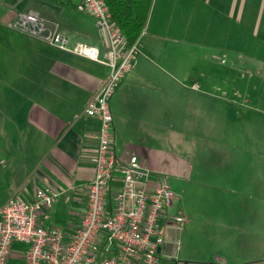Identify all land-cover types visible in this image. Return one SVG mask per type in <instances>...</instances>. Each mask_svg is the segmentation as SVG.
<instances>
[{"label": "crops", "instance_id": "1", "mask_svg": "<svg viewBox=\"0 0 264 264\" xmlns=\"http://www.w3.org/2000/svg\"><path fill=\"white\" fill-rule=\"evenodd\" d=\"M17 13L5 12L3 20ZM73 27L90 39L62 30L70 44H93L103 55L94 21L77 18ZM22 35L0 28V208L14 194L31 198L37 186L59 195L82 190L69 233L85 207L100 125L83 108L108 66ZM138 42L109 99L115 155L134 154L152 172L187 185L251 191L249 203L264 207V0H152ZM220 55L225 65L214 82ZM198 143L206 151L195 153ZM253 222L251 234H214L222 242L210 254L178 255L173 264H264V216L256 213ZM231 237L251 239L254 251L233 250L229 259Z\"/></svg>", "mask_w": 264, "mask_h": 264}, {"label": "built area", "instance_id": "2", "mask_svg": "<svg viewBox=\"0 0 264 264\" xmlns=\"http://www.w3.org/2000/svg\"><path fill=\"white\" fill-rule=\"evenodd\" d=\"M75 6L93 16L103 39L102 56L96 45L70 44L56 22L34 10L18 12L5 25L30 39L108 66L103 84L83 108L84 113L100 120L85 207L80 222L68 233L49 221L59 192L37 186L29 199L12 195L0 208V264H9L12 250L20 253L19 264H159L161 255L173 256L176 249L175 240L166 235L178 228L171 219L183 220L166 213L174 197L168 175L152 172L134 154L121 159L112 150L109 99L139 51V38L131 44L125 42L104 0H79ZM14 242L25 246L13 248Z\"/></svg>", "mask_w": 264, "mask_h": 264}, {"label": "rangeland", "instance_id": "3", "mask_svg": "<svg viewBox=\"0 0 264 264\" xmlns=\"http://www.w3.org/2000/svg\"><path fill=\"white\" fill-rule=\"evenodd\" d=\"M79 0H0V28L7 30L13 34H18L15 30L10 29L4 23L3 13L5 12H22L27 10L36 11L44 19L56 22L60 29L69 36L80 39H90V34L74 30L77 18L83 17L89 21L93 16L87 11H79L76 9V3ZM23 36V35H22ZM27 38L26 36H23ZM40 43L47 44L43 41L35 40ZM49 45V44H47ZM51 46V45H50ZM55 48V47H54ZM219 62L214 63L219 73H215L211 80L217 82L219 80L220 71L224 68L225 57L220 55ZM1 68V64H0ZM184 85H189V79H181ZM234 143L228 145L230 151H234L236 146ZM196 144H192L195 147ZM198 149V150H197ZM195 153H202L206 150L198 148ZM184 151V150H182ZM170 185L175 193L171 203L166 206V213L169 217L181 216L182 221L171 219L177 230L173 229L166 232V235L176 242V249L172 252L173 256L161 255L159 264H168L174 262L178 255H189L191 257H204L213 251L215 247L222 242L216 240L214 234L233 233L235 234H251L254 229L253 218L256 213L264 216V207L258 208L253 206L251 201L253 192L251 191H232L229 189L207 190L204 183L201 184H185V178L181 179L176 176H168ZM184 183V184H183ZM84 192L82 190L65 192L59 195L58 200L53 204L49 212V221L52 224L62 227L64 230L73 228L78 221V211L82 207ZM245 199L246 204L238 205L236 200ZM234 201L229 202V201ZM263 211V213H262ZM76 212V214L74 213ZM243 218L244 224H239L238 220ZM249 219L251 222H249ZM229 259H233V250L238 253L248 255L254 251V243L248 239L242 244L236 237L228 238ZM264 241V240H263ZM25 243L14 242L13 248H24ZM224 245L223 247H225ZM226 246V247H227ZM264 248V243L262 245ZM19 252L11 251L9 264H19ZM234 254V253H233ZM242 255V256H243ZM241 257V256H240ZM247 257V256H246ZM19 261V262H18ZM259 262V261H252ZM181 264V263H178ZM189 264H196L192 261Z\"/></svg>", "mask_w": 264, "mask_h": 264}, {"label": "trees", "instance_id": "4", "mask_svg": "<svg viewBox=\"0 0 264 264\" xmlns=\"http://www.w3.org/2000/svg\"><path fill=\"white\" fill-rule=\"evenodd\" d=\"M111 20L125 36V42L136 41L146 24L152 0H104Z\"/></svg>", "mask_w": 264, "mask_h": 264}, {"label": "flooded vegetation", "instance_id": "5", "mask_svg": "<svg viewBox=\"0 0 264 264\" xmlns=\"http://www.w3.org/2000/svg\"><path fill=\"white\" fill-rule=\"evenodd\" d=\"M170 264H173V262L170 261Z\"/></svg>", "mask_w": 264, "mask_h": 264}]
</instances>
